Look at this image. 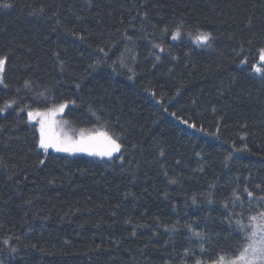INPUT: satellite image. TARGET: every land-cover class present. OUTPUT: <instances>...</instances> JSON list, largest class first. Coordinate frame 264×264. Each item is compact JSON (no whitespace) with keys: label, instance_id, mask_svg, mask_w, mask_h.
Returning <instances> with one entry per match:
<instances>
[{"label":"trees","instance_id":"trees-1","mask_svg":"<svg viewBox=\"0 0 264 264\" xmlns=\"http://www.w3.org/2000/svg\"><path fill=\"white\" fill-rule=\"evenodd\" d=\"M41 6L43 15L31 13ZM181 22L182 34L172 40ZM197 28L216 36L211 48L193 43L188 33ZM248 39L250 62L241 66L232 49L245 42L247 54ZM262 42L264 0H0V56L8 57L0 107L16 101L0 113L4 264H194L237 255L241 236L225 218L242 214L248 223L264 208L244 192L264 194L255 187L264 189V80L250 70ZM121 53L127 68L119 67ZM46 90L57 102L76 100L64 113L72 128L119 137L121 153L93 159L49 152L40 165L45 156L25 106H51L38 95L49 96ZM245 144L249 151H235ZM234 189L241 198L235 207ZM188 225L208 237L204 253Z\"/></svg>","mask_w":264,"mask_h":264},{"label":"snow or ice","instance_id":"snow-or-ice-1","mask_svg":"<svg viewBox=\"0 0 264 264\" xmlns=\"http://www.w3.org/2000/svg\"><path fill=\"white\" fill-rule=\"evenodd\" d=\"M88 6L92 5V0H87ZM4 8H10L14 5L10 2H5L2 5ZM44 7L41 6L39 9L33 8L31 10L32 14L35 15H43L44 14ZM59 13L58 10L56 12H53V17H58ZM144 17L147 18V13L145 12ZM51 18V17H50ZM77 20L82 19V17L77 16ZM57 23H59V20H57ZM249 25H251V20L248 21ZM184 27L183 22L180 24H177L175 27V30L171 32V38L172 40H177L180 38L182 34V29ZM162 33H167L169 31L168 27L165 26L163 28ZM75 35V33H73ZM188 35L192 37L193 42L197 46L201 47H207L211 48L213 46V43L216 40V36L211 31H206L200 28H197L195 31V34L193 35L192 32H189ZM80 40H84L85 36L83 34H80L78 37ZM125 39L128 41L132 40L131 36H128L125 33ZM247 45L249 46L247 49H245V42H241L238 45L237 48H233L232 51L236 55V57L239 59V65H249V56L252 54V45L253 40L248 39L246 41ZM153 47L156 49H159L160 52H164V47L159 44L155 43L153 44ZM99 52L103 53L105 56L108 55L107 52H105L104 48H99ZM125 51H131V49H125ZM190 54V53H187ZM54 56L59 60V65L61 67V70L63 71L65 61L60 60V53L57 51L54 53ZM124 53H121V56L117 59L119 60V67L127 68L128 65L125 63L123 59ZM155 59L159 61L161 57L159 55H155ZM174 59H176L174 57ZM255 62L251 63L250 70L252 73L257 74L262 80H264V42L261 43V45L256 49L255 56H254ZM8 57L7 56H0V85H3L5 88L8 87V85L5 83L4 75L6 70ZM153 67H156L154 64ZM116 70V61H113V71ZM129 72H134L132 68H128ZM169 71H172V69H169ZM133 78L132 76L129 77V79ZM32 82L25 80L24 81V87L29 88L31 87ZM75 87L79 89L81 85L79 83H76ZM17 92H19V89H17ZM46 92H49V96H45L44 93H39V96L44 97L46 102H49L51 106L46 107L43 110L40 109H32L30 106L26 105L25 107L27 110V118L28 121L36 120L39 124V139L37 141V148L43 150V154L45 156V159H41L39 161L40 165H44L46 163L47 156L49 154V149H53L56 152H65L69 154H75L78 152H84L89 155H97L100 157H108L111 159L113 157L114 153H121L122 151V144L118 142L119 137L113 138L112 135H110L107 131L103 132H92V133H86L84 130H81L78 136H57L54 133H52L51 129L54 124L57 123L55 117L59 114H63L65 109L68 108L69 103L72 105L76 104V100L67 101L64 100L62 102H57V98L55 96H51V93L49 90H46ZM177 94H179V90L177 91ZM155 95V93H153ZM16 101L12 100L10 102H7L4 107H0V113H3L6 108L11 107L13 104H15ZM25 109H20V111H24ZM91 110V109H90ZM215 111V109H213ZM95 115V113H93ZM173 116L176 117L177 120H180L181 123L187 125L189 128L196 129L197 124L195 122L189 123L188 119H183L182 117H179L176 115L175 112L172 113ZM64 123H67V121H64ZM246 127V126H245ZM199 131L203 132L205 129L203 126H201ZM219 131V127H217V132ZM209 135H216V133H209ZM247 135V133H245ZM247 144L243 146V148H237L235 151H249ZM160 156H164V150L161 149L159 152ZM197 156L200 155V153H196ZM124 157L123 155L120 156V160L123 161ZM231 159V153H229L228 156L225 157V160ZM177 164L180 163L179 160L176 161ZM200 171H203V168L200 169ZM167 175V173H165ZM171 184L178 183L177 179L171 178L169 181ZM257 190H261L262 193H264V189H261V185L257 184L256 186ZM244 192L247 194V197L255 198L257 201V204H264V194H261L260 196L254 197L253 191H250L246 186L244 188ZM166 195V194H165ZM209 195H211L209 193ZM126 198V197H125ZM192 202L196 203L195 197L192 198ZM211 202V201H209ZM241 203L240 195L238 194L237 190H233L232 193V206L235 207L237 204ZM120 205H116V208L119 209ZM225 208L228 207V204L225 203ZM113 216L116 215V212L112 213ZM235 213H232L230 216L225 218V222L232 227L237 233L240 234L241 240L237 241V244L233 247L232 251H236L237 249L238 254L234 257L229 258L227 253L220 254L216 259L209 261H205L199 258L194 259V264H264V208H258L256 214L250 215L246 217L248 220V223H244L245 217L241 214L239 218L233 220V216H235ZM126 223L131 224V220H127ZM138 227H143V225H140ZM175 225L172 226L171 229L166 228V231H175ZM189 231L192 233L194 237H196L200 242V251L202 253L205 252V242L207 241L208 237L205 236L204 233L195 231L192 229L191 225L187 226ZM136 228H133L131 235L135 236ZM153 235H157V233H153ZM10 241L9 239H4L3 244L9 245ZM35 247V245H33ZM17 249L15 247L11 248V253H16ZM193 253L189 249H185L184 252V258H191ZM0 264H4V261L0 259Z\"/></svg>","mask_w":264,"mask_h":264},{"label":"rangeland","instance_id":"rangeland-1","mask_svg":"<svg viewBox=\"0 0 264 264\" xmlns=\"http://www.w3.org/2000/svg\"><path fill=\"white\" fill-rule=\"evenodd\" d=\"M1 86H3V85H0V87ZM8 108H6V110ZM66 109H65V111H66ZM65 111H64V113H65ZM25 113H26V116H27V111ZM64 113L63 114H59V115H57L55 117L57 123L54 124L53 127H52V129H51L52 133H54L57 136H64V135H68V136H78L81 130H84L86 133L103 132V131H105L103 129H74V128H72L68 124V122L67 123H64V121H66L65 118H64ZM29 123L35 125V127L37 129V132H38V136H39V124L37 123V121L34 119L32 121H29ZM40 150L43 152L42 149H40ZM49 152L54 153V154H57V155H64V156H80V157H88V158H93V159H109L108 157H100V156H97V155H89V154L84 153V152H78V153H75V154H69V153H65V152H56L53 149H49ZM118 154L119 153H114L113 154V157L116 156V155H118Z\"/></svg>","mask_w":264,"mask_h":264}]
</instances>
